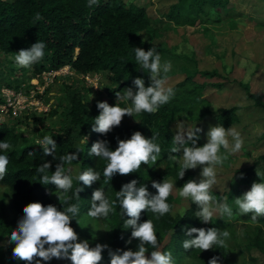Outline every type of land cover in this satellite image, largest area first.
Wrapping results in <instances>:
<instances>
[{"label":"trees","instance_id":"trees-1","mask_svg":"<svg viewBox=\"0 0 264 264\" xmlns=\"http://www.w3.org/2000/svg\"><path fill=\"white\" fill-rule=\"evenodd\" d=\"M230 8L232 7L229 0H178L171 5L167 16L177 22L183 21L189 24L206 20L221 21L224 16L228 15ZM36 13H40L43 18L33 24ZM150 23L151 17L144 5L125 0H98V3L92 7L88 6V0H0V52L18 54L21 49H28L37 41H43L46 44V54L43 60L32 65L35 77H40L43 70L57 69L63 65H69L78 74L107 71L115 84L108 90L109 97L100 101H106L113 106L115 104L121 106V103L116 102L114 97L126 91V88H132L135 92L137 90L133 83L135 78H143L146 87L151 83L150 76L140 68L135 60L136 47L143 48L145 51L151 47L155 48L139 33L148 28ZM155 49L158 51L157 48ZM198 72L207 77H215V79L194 81V75ZM187 82L190 84L188 85ZM229 82H236L244 90L245 96L255 106L264 110L262 94L252 91L248 83L236 78L222 77V74L215 68L195 70L172 86L175 95L167 104L160 106L151 114L146 112L136 114L137 120L135 121L122 119L121 124L107 134L92 131L95 117L101 111L97 107L100 101L88 107L83 93L75 90L69 96L66 111L69 124L49 135L57 145L54 152L56 159L52 155L45 156L43 147L38 142L22 140L19 133L6 121L0 122V142H7L11 145L8 150L0 149V155H6L9 160L6 175L0 179V184L5 185L11 193L12 208L22 216L24 206L30 202L38 201L45 206L52 204L61 211L67 206L60 201L56 202L51 197V193L56 189L55 184L40 183L42 174L38 168L46 161L51 162V168L47 170L51 175L56 165L60 163V157L69 154L75 146L76 134L83 136L84 140L87 138V143H82L83 151L79 173L76 177L89 168L100 174V180L94 182L91 187L84 186L83 182H79L76 178L73 181V188L67 195L73 197L69 203L79 206L78 214L80 211L89 212L93 191L98 188L104 191L111 203L116 201V191L134 179L137 181V187L144 184L153 195L157 190L152 187V181L163 182L168 177H172L177 185L183 186L187 181L194 180V173L191 169L185 171L183 178H179L181 166L172 164L174 155L177 153H172L170 150L174 137L171 123L180 111H184L193 118H202L212 114L220 126L228 128L238 120L237 105L219 107L211 111L209 108L211 98L208 93L203 94V88L209 85L214 90H221ZM136 131L148 138H151L153 134L156 135L154 142L161 147L157 161L154 164H142L137 172L129 175L116 174L111 181L105 179L103 171L108 161L102 157L88 155L92 144L98 140H107L109 148L115 150L118 140L128 139ZM163 161H165L164 167L157 172L156 166ZM65 165L66 163L64 167ZM79 186L83 188V191L79 193V198H75L73 193ZM238 195H240L238 190L227 192L228 199ZM167 202L171 205L169 213L157 218L150 210H145L142 211L139 222L151 220L156 233L161 234L171 230L174 253L184 249L185 239L192 238L185 236L187 228L215 227L220 230L221 223L218 219L212 218V221L205 223L195 216L199 208L191 198L183 214L174 215L172 213L174 204L172 193ZM113 208L114 210L107 218L96 219L107 220L111 224L110 245L114 249L128 250L126 241L131 236L132 229L123 228L125 219L129 217L126 214L122 215L123 210L118 202L113 205ZM3 211L4 206L0 203V230L5 224ZM75 221V218L71 221L72 227ZM255 223L250 246H254L264 254V236H261L264 216H259ZM195 235L194 233L193 237ZM213 249L221 264H229L224 247L214 246ZM12 250L13 248L7 247L1 251V257L5 262L16 260L17 264H27L26 261L14 258ZM196 250L192 248L185 251L194 254ZM61 259L65 264H72L69 259Z\"/></svg>","mask_w":264,"mask_h":264},{"label":"rangeland","instance_id":"rangeland-1","mask_svg":"<svg viewBox=\"0 0 264 264\" xmlns=\"http://www.w3.org/2000/svg\"><path fill=\"white\" fill-rule=\"evenodd\" d=\"M125 1L144 5L151 17L149 27L139 33L143 39L158 49L162 63L166 61L171 63L170 71L167 74L162 73L165 75V87H172L195 70L215 68L222 77L247 81L252 91L262 93L264 100V0H229L232 8L221 21L206 20L198 21L196 24L177 22L167 16L171 5L178 0ZM16 55L18 54L0 52V122L6 121L24 141H43L45 136L69 124L66 111L69 96L73 91H81L87 106L90 107L102 99H107L109 88L115 84L107 71L78 74L70 66L61 71L58 69L53 75H44L46 72L41 71L43 82L33 81V66L30 68L19 66L15 61ZM147 74L149 75V72ZM213 79L215 77H207L198 72L193 80L201 82ZM45 81L48 84H44ZM6 88L20 93L7 101L3 91ZM124 93L125 91L118 93L120 99L115 95L114 100L121 103L120 107H131V101L123 98ZM207 93L211 98L209 105L211 111L219 107L237 105L238 120L228 128L235 129L243 140L242 149L230 155L223 166H217V183L212 191L218 201L227 202L233 215L229 218L227 215L221 216L219 211H216L212 218L219 220L221 231L226 230L230 233L224 247L229 264H264V254L250 246L256 224L251 220L252 213H240L234 202L237 197L250 190L254 182L264 181V110L255 106L236 82L227 83L221 90H214L208 85L203 88V94ZM123 120L135 121L137 116L125 115ZM216 125L219 124L212 114L193 118L184 111H180L171 123L174 136L181 129L195 126L202 128L197 146H203L207 142V132L210 127ZM75 137L76 143L70 153L76 152L77 148L82 149L83 136L76 134ZM228 139L231 146L234 141L231 136ZM188 146H191V142ZM221 152H224L223 148ZM81 154L82 151L79 152L77 160L65 165L66 170L70 169L69 174L73 181L79 173ZM182 154L181 148L180 152L174 155L173 165L181 166ZM164 165L165 161L156 166L157 172H160ZM202 167L191 169L197 182L202 178ZM166 181L174 185L172 213L183 214L189 206V198L179 195L182 186L177 185L172 177H168ZM231 190H238L240 195L228 199L227 192ZM56 194L62 196L63 193L58 189L51 193V197L58 202L60 200ZM11 200L10 191L5 185L0 184V203L4 206L5 216V224L0 230V253L7 247H15L8 239L11 231L17 228L18 220L23 216L12 208ZM76 219L79 223L76 220L73 228L78 233L79 241L87 240L90 247H95L97 243L107 244L111 250L116 251L110 245L109 221L92 218L88 213L81 211ZM171 232L169 230L161 234L156 233L159 247L146 245L148 247L146 254L150 256L151 251L156 250L170 251L174 264H208L209 260L216 256L214 249L207 251L197 249L194 254L183 249L174 253ZM261 236H264V227ZM138 244L137 239H132L131 243H128V249L136 251ZM102 257L99 264H110L108 249L103 250ZM0 264H17V261L5 262L0 254ZM32 264H35V260ZM40 264L65 263L62 259L52 258L49 261L41 260Z\"/></svg>","mask_w":264,"mask_h":264},{"label":"clouds","instance_id":"clouds-1","mask_svg":"<svg viewBox=\"0 0 264 264\" xmlns=\"http://www.w3.org/2000/svg\"><path fill=\"white\" fill-rule=\"evenodd\" d=\"M97 3L98 0H88L89 7ZM42 18L40 13H36L33 24ZM45 49L46 44L43 41H37L30 48L21 49L15 56V61L21 67L30 68L33 64L44 59ZM135 60L141 69L149 72L150 85L146 87L143 78L137 77L133 81L137 90L134 92L132 88H126L123 98L131 101V107H120L117 104L113 106L106 101L98 102L97 107L101 111L95 117L92 131L107 134L121 124L125 115L134 117L142 112L154 113L160 106L167 104L174 97V89L165 87V75H162V73L167 74L170 71V62L162 63L161 56L152 47L147 51L136 47ZM117 97L120 99L118 94ZM202 131V128L196 126L178 130L173 137V146L170 150L172 153H177L180 152L181 148L183 149L179 178L184 177L186 170L203 166L202 178L199 182L196 180L187 181L182 186L179 195L183 198H191L192 202L199 208L195 216L207 223L212 221L216 211H219L221 216L227 215L229 218L233 215L227 202L218 201L212 191L213 186L217 183V166H223L230 155L240 151L243 147V140L235 129H226L216 125L210 127L207 132V142L203 146H197L199 134ZM229 136L234 141L231 146ZM155 140V134L148 138L136 131L130 138L118 140V146L115 150L109 148L107 140H98L92 144L88 155L102 157L108 161L103 176L111 181L116 174L129 175L137 172L142 164H154L161 153V147L154 142ZM189 142H191V146H188ZM38 143L43 147L45 156L52 155L56 159L54 152L57 145L52 137L45 136L43 141ZM82 143L86 144L87 138ZM10 148L9 143L0 142V149L8 150ZM222 148L224 152H221ZM81 151L83 150L77 148L76 152L61 156L60 163L56 165L55 171L51 175L47 172L51 168V162L46 161L38 168L42 174V182L40 183L43 185L55 184L56 189L63 193L62 196L56 195L60 202L67 206L63 207L61 211L52 204L45 206L38 201L25 205L23 216L18 220L17 228L11 231L8 239L15 245L12 250L13 257L26 261L27 264H32L34 260L35 264H40L41 260L49 261L52 258H66L72 264H99L103 258V250L108 249L111 257L110 264H174L170 251L156 250L151 251L150 256L146 254L148 252L146 245L153 248L159 247L158 238L154 223L151 220L139 222L142 211L150 210L157 218L171 211V205L167 200L174 185L170 181H152V187L157 190L156 194L153 195L146 185L141 184L137 187V181L134 179L116 191V201L111 203L101 188L93 191L88 215L92 218H107L109 213L114 210L113 205L118 202L123 210L122 215L126 214L129 217L125 219L123 229H132L131 237L126 243L130 244L132 239H137L139 241L138 250L121 251L117 249L113 251L107 244L97 243L95 247H90L87 240L79 241L78 233L71 226V221L76 219L78 215L79 206L69 203L73 197L68 196L67 193L73 188V178L69 174L70 169L66 170L64 164H71L77 160ZM29 155H33V153H29ZM8 163V157L0 155V179L6 175ZM257 175L259 176V173ZM76 179L79 182L82 181L84 186L91 187L94 182L100 180V174L89 168ZM81 191L83 188L77 187L73 193L74 197L79 198ZM234 202L240 213H252L251 220L255 223L259 216H264V181L254 182L251 189L237 197ZM194 233L196 235L193 237ZM185 236L192 237L183 241L185 250L195 248L207 251L213 249L214 246L216 248L225 247L226 241L230 238V233L215 227L207 229L191 227L186 229ZM37 257L40 259H36ZM208 264H221V262L218 257L213 256Z\"/></svg>","mask_w":264,"mask_h":264},{"label":"built area","instance_id":"built-area-1","mask_svg":"<svg viewBox=\"0 0 264 264\" xmlns=\"http://www.w3.org/2000/svg\"><path fill=\"white\" fill-rule=\"evenodd\" d=\"M63 68H69V65H63V66H61V67H59V68H57V69H51V70H43V71H45L46 73H44V75H47V74H51V75H53V74H55L56 72H58V69H59V71H61ZM42 71V72H43ZM52 78V77H51ZM34 79V80H33ZM32 80L33 81H39V82H43V78H42V76H41V74H40V77H33L32 78ZM44 84H48L47 83V81H45V83ZM39 87V86H38ZM41 87H43L44 88V85H42ZM3 91H4V93L6 94V99H7V101H10V99L11 98H15V97H17L18 95H19V91H16V90H13V89H10V88H6V89H3ZM37 102H39V101H37ZM41 108V107H40ZM13 112L15 113V109H13ZM1 120V119H0Z\"/></svg>","mask_w":264,"mask_h":264},{"label":"crops","instance_id":"crops-1","mask_svg":"<svg viewBox=\"0 0 264 264\" xmlns=\"http://www.w3.org/2000/svg\"><path fill=\"white\" fill-rule=\"evenodd\" d=\"M243 81V80H242ZM243 82H246V83H248L247 81H243ZM249 87H250V85H249ZM251 89V88H250ZM256 92H258V91H256ZM260 93V92H259ZM260 94H262V93H260ZM263 96V95H262Z\"/></svg>","mask_w":264,"mask_h":264},{"label":"bare ground","instance_id":"bare-ground-1","mask_svg":"<svg viewBox=\"0 0 264 264\" xmlns=\"http://www.w3.org/2000/svg\"><path fill=\"white\" fill-rule=\"evenodd\" d=\"M34 80V79H33Z\"/></svg>","mask_w":264,"mask_h":264}]
</instances>
